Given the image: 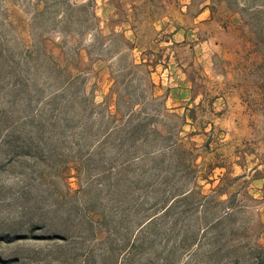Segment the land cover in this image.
Listing matches in <instances>:
<instances>
[{"label": "rangeland", "instance_id": "rangeland-1", "mask_svg": "<svg viewBox=\"0 0 264 264\" xmlns=\"http://www.w3.org/2000/svg\"><path fill=\"white\" fill-rule=\"evenodd\" d=\"M264 0H0V264H264Z\"/></svg>", "mask_w": 264, "mask_h": 264}, {"label": "trees", "instance_id": "trees-1", "mask_svg": "<svg viewBox=\"0 0 264 264\" xmlns=\"http://www.w3.org/2000/svg\"><path fill=\"white\" fill-rule=\"evenodd\" d=\"M215 1H225V0H215ZM264 5V4H263ZM264 7V6H263Z\"/></svg>", "mask_w": 264, "mask_h": 264}]
</instances>
